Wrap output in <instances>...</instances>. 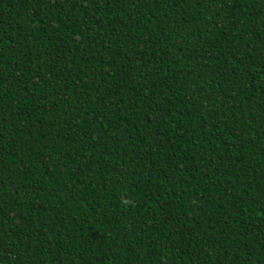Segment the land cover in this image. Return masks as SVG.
Listing matches in <instances>:
<instances>
[{
    "label": "trees",
    "instance_id": "1",
    "mask_svg": "<svg viewBox=\"0 0 264 264\" xmlns=\"http://www.w3.org/2000/svg\"><path fill=\"white\" fill-rule=\"evenodd\" d=\"M0 264H264V0H0Z\"/></svg>",
    "mask_w": 264,
    "mask_h": 264
}]
</instances>
